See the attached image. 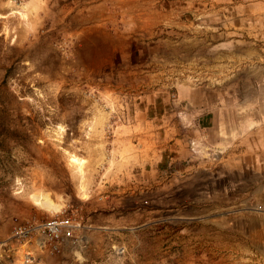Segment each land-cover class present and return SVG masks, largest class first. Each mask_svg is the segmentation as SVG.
Segmentation results:
<instances>
[{"label":"rangeland","instance_id":"374dc122","mask_svg":"<svg viewBox=\"0 0 264 264\" xmlns=\"http://www.w3.org/2000/svg\"><path fill=\"white\" fill-rule=\"evenodd\" d=\"M252 9L0 0V264H264L262 243L244 222L230 233L214 219L211 189L181 160L168 166L155 133L184 121L176 109L188 86L237 123L264 122V34ZM52 216L76 224V242L52 252L35 234L11 235L15 222Z\"/></svg>","mask_w":264,"mask_h":264},{"label":"crops","instance_id":"0c3cea01","mask_svg":"<svg viewBox=\"0 0 264 264\" xmlns=\"http://www.w3.org/2000/svg\"><path fill=\"white\" fill-rule=\"evenodd\" d=\"M249 1L253 11L261 10L254 16L262 19L259 33L264 34V0ZM196 94L194 87H184L182 105L176 109L185 115L184 121H170L163 132H155L156 136H165L164 162L169 166L179 159L185 174L200 173L204 191L211 189L207 191L211 197H207L212 199L214 219L228 226L230 233L237 232V226L244 222L246 234L264 247V122L237 123L224 116L222 109L196 99ZM151 134L146 131L139 136H125L123 141L138 142L150 139ZM171 151L173 157L169 156ZM176 172L174 169L170 174ZM35 243L48 249L41 239Z\"/></svg>","mask_w":264,"mask_h":264},{"label":"built area","instance_id":"2783aa9c","mask_svg":"<svg viewBox=\"0 0 264 264\" xmlns=\"http://www.w3.org/2000/svg\"><path fill=\"white\" fill-rule=\"evenodd\" d=\"M75 223L62 216H52L43 221H20L15 222L11 228V235L14 239L27 242L34 234L39 236L41 243L50 251H59L62 243L76 242L77 236L74 233ZM25 261L31 262L35 257L26 252Z\"/></svg>","mask_w":264,"mask_h":264},{"label":"bare ground","instance_id":"6f19581e","mask_svg":"<svg viewBox=\"0 0 264 264\" xmlns=\"http://www.w3.org/2000/svg\"><path fill=\"white\" fill-rule=\"evenodd\" d=\"M38 200H39V202H40L41 204H45V205H48V204L51 205V203L53 202L52 199L47 198L46 196H42V197H41L40 199H38Z\"/></svg>","mask_w":264,"mask_h":264}]
</instances>
